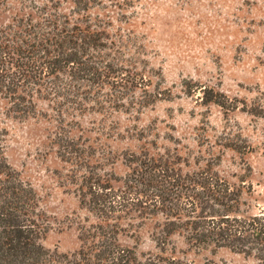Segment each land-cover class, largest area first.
Returning a JSON list of instances; mask_svg holds the SVG:
<instances>
[{
  "label": "rangeland",
  "instance_id": "obj_1",
  "mask_svg": "<svg viewBox=\"0 0 264 264\" xmlns=\"http://www.w3.org/2000/svg\"><path fill=\"white\" fill-rule=\"evenodd\" d=\"M48 1L6 0L0 20ZM58 1L73 20L106 30L122 63L149 84L125 96L130 108L94 109L90 100L82 110L38 98L35 115L27 118L15 116L0 93L6 154L37 191L50 227L42 239L46 247L76 250L82 226L97 221L80 204L73 171L124 175L130 152L169 156L185 171L212 166L243 187L244 211L264 208V0H103L81 11L72 0ZM194 81L239 106L187 92ZM158 90L165 96L156 98ZM65 135L80 138L93 154L77 163L62 159L57 140ZM156 221L122 219L121 240L140 254L159 251ZM174 242L176 255L196 264H258L255 256L229 247L192 245L183 234Z\"/></svg>",
  "mask_w": 264,
  "mask_h": 264
},
{
  "label": "trees",
  "instance_id": "obj_2",
  "mask_svg": "<svg viewBox=\"0 0 264 264\" xmlns=\"http://www.w3.org/2000/svg\"><path fill=\"white\" fill-rule=\"evenodd\" d=\"M72 1L81 11L103 0ZM58 2L35 3L33 11L0 20V93L10 110L19 118L35 115L38 98L82 110L90 100L94 109L130 108L125 96L146 87V76L122 63L106 30L73 20ZM192 84L186 91L203 92L205 102L239 106L220 90ZM57 142L68 162L93 154L80 138L58 136ZM125 160L129 169L124 175L94 168L73 171L70 181L80 204L97 221L82 226L76 250L50 249L42 242L50 227L37 191L9 162L0 131V264H196L176 255L177 233L192 245L229 247L264 264V208L244 211L243 187L212 166L185 171L178 160L147 150L130 152ZM127 217L157 218L159 251L140 254L121 240V220Z\"/></svg>",
  "mask_w": 264,
  "mask_h": 264
}]
</instances>
